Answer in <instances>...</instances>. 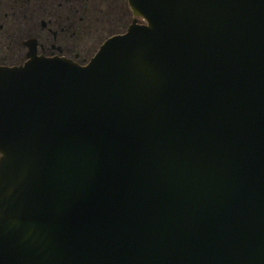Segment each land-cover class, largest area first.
I'll use <instances>...</instances> for the list:
<instances>
[{"label": "water", "instance_id": "1", "mask_svg": "<svg viewBox=\"0 0 264 264\" xmlns=\"http://www.w3.org/2000/svg\"><path fill=\"white\" fill-rule=\"evenodd\" d=\"M129 4L0 66V264H264V0Z\"/></svg>", "mask_w": 264, "mask_h": 264}, {"label": "flooded vegetation", "instance_id": "2", "mask_svg": "<svg viewBox=\"0 0 264 264\" xmlns=\"http://www.w3.org/2000/svg\"><path fill=\"white\" fill-rule=\"evenodd\" d=\"M135 19L129 0H0V66L34 55L85 66Z\"/></svg>", "mask_w": 264, "mask_h": 264}]
</instances>
